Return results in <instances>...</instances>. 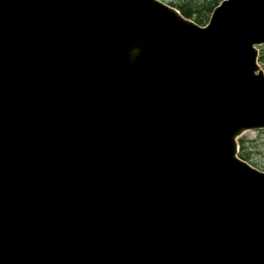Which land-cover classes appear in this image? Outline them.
<instances>
[{
	"label": "water",
	"instance_id": "1",
	"mask_svg": "<svg viewBox=\"0 0 264 264\" xmlns=\"http://www.w3.org/2000/svg\"><path fill=\"white\" fill-rule=\"evenodd\" d=\"M264 0H0V264H264Z\"/></svg>",
	"mask_w": 264,
	"mask_h": 264
},
{
	"label": "rangeland",
	"instance_id": "2",
	"mask_svg": "<svg viewBox=\"0 0 264 264\" xmlns=\"http://www.w3.org/2000/svg\"><path fill=\"white\" fill-rule=\"evenodd\" d=\"M167 4H172L175 6H182L184 9L189 7L192 10L200 9L203 5L208 3L209 0H162ZM220 1L217 0L215 4L213 2L209 3L210 5L205 9L203 18L206 19L207 23L208 18L210 17L211 10L214 8ZM259 56L263 59L259 61L261 68L264 70V44L258 46ZM240 140L245 142L243 148H239V154L242 155L246 161L257 169L264 171V129L259 130H249L241 135Z\"/></svg>",
	"mask_w": 264,
	"mask_h": 264
},
{
	"label": "trees",
	"instance_id": "3",
	"mask_svg": "<svg viewBox=\"0 0 264 264\" xmlns=\"http://www.w3.org/2000/svg\"><path fill=\"white\" fill-rule=\"evenodd\" d=\"M211 2H213V4H215L217 2V0H209L208 3L206 2V4L202 6V8L196 9V10H192L191 7H189L188 9H184V7L179 6V5L176 7L181 11V13L183 15H185L187 17H192L199 24H204L206 21V19L203 18L204 11L210 5L209 3H211ZM262 59H263L262 57H259L260 61ZM239 143H240L241 148H243L244 147V141L239 140ZM241 157H243V156L241 155Z\"/></svg>",
	"mask_w": 264,
	"mask_h": 264
}]
</instances>
